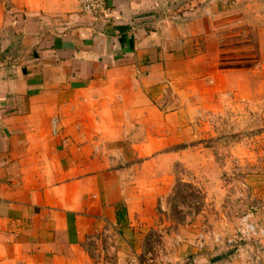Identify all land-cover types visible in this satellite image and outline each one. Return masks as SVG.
<instances>
[{
    "label": "crops",
    "instance_id": "1",
    "mask_svg": "<svg viewBox=\"0 0 264 264\" xmlns=\"http://www.w3.org/2000/svg\"><path fill=\"white\" fill-rule=\"evenodd\" d=\"M108 6L116 19L94 22L76 0H0V264H96L90 242L129 264L157 232L175 261L257 264L237 233L175 225L166 201L178 182L216 201L205 112L225 95L264 106V0ZM253 166L245 215L264 230Z\"/></svg>",
    "mask_w": 264,
    "mask_h": 264
},
{
    "label": "rangeland",
    "instance_id": "2",
    "mask_svg": "<svg viewBox=\"0 0 264 264\" xmlns=\"http://www.w3.org/2000/svg\"><path fill=\"white\" fill-rule=\"evenodd\" d=\"M254 93V88L246 90L244 97L252 99ZM258 96H261L259 99L262 101L264 94L261 92ZM234 98V96L225 95L223 104L215 114L204 113L206 116L203 126L207 137L203 138L205 151L202 160L204 163H214L216 167H206L202 172L203 177L207 179V184L211 179H217L219 182L217 192L213 194L216 201H205L206 196L203 193L205 188L202 191L189 182L188 184L176 183L172 188L174 193L172 192V196L166 201L167 209L175 225L190 219L192 224L198 223L195 228L192 226L193 231L204 226L208 231L216 229L226 243L235 235L240 220L251 207L248 205L252 188L246 183V177L255 176L258 172L256 166H253L256 160L259 158L264 160V145L258 139L260 131L264 129V106L262 104L259 107L246 106L240 101L242 97H238L239 101L233 104L231 100ZM175 107V105L171 106V108ZM208 108L211 107L208 106ZM260 150L261 153H259ZM175 172L179 173L178 170ZM262 183L260 188H264V180ZM183 211H186V215ZM200 211H203V216L198 218L200 220H195L194 216ZM145 243L146 247L133 254V262L129 261V264H147L149 261H152V264H166L168 255L172 261L170 264H195L193 255H187L183 262L175 261L172 251L175 247H168L171 249L168 254L162 242V236L158 232L150 233ZM89 246L96 264H114L116 256L113 251L98 249L94 242H90ZM102 258L103 262H101Z\"/></svg>",
    "mask_w": 264,
    "mask_h": 264
},
{
    "label": "built area",
    "instance_id": "3",
    "mask_svg": "<svg viewBox=\"0 0 264 264\" xmlns=\"http://www.w3.org/2000/svg\"><path fill=\"white\" fill-rule=\"evenodd\" d=\"M81 7L82 14L94 22H102L116 19L109 9V0H76ZM57 133L56 123L53 125V134ZM251 213L245 215L237 229L236 238L228 242L229 245L240 248L243 243L252 244L255 249L254 261L264 264V230H258L250 220ZM169 254V252H168ZM166 264L172 263L171 257H167ZM150 262V263H149ZM147 264H152L149 261ZM165 264V263H163Z\"/></svg>",
    "mask_w": 264,
    "mask_h": 264
}]
</instances>
